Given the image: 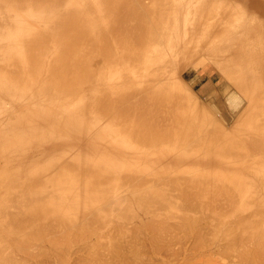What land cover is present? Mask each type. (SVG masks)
<instances>
[{
	"label": "bare ground",
	"instance_id": "obj_1",
	"mask_svg": "<svg viewBox=\"0 0 264 264\" xmlns=\"http://www.w3.org/2000/svg\"><path fill=\"white\" fill-rule=\"evenodd\" d=\"M263 194L264 0H0V264H264Z\"/></svg>",
	"mask_w": 264,
	"mask_h": 264
},
{
	"label": "rangeland",
	"instance_id": "obj_2",
	"mask_svg": "<svg viewBox=\"0 0 264 264\" xmlns=\"http://www.w3.org/2000/svg\"><path fill=\"white\" fill-rule=\"evenodd\" d=\"M227 21H229V20H227ZM204 72H205V71H204ZM212 72H213V71H212ZM210 73H211V72H210ZM210 73H209V74H210ZM202 74H203V73H202ZM203 75H205V74H203ZM217 77H218V78H217ZM213 78H214V79H212V80L209 79V80H210V81H209L208 79H205V78H202V77L199 76V77L196 79V81H190V80H188V79H185V82L187 83L188 88L190 87L189 89L191 90V91H190L191 93H192L193 90H194L195 93L193 92L192 94H194V95H196V96H198V97L200 98V101L202 102L203 106H205V105L207 104V105L205 106V107H207L208 104L210 103V107L212 106V108L210 109V107H209V108H207V110L209 109V112H210V110L213 111V112H214L213 114H216V113H217V114H216V117H217V115H219L221 112L223 113L224 111H226V110L228 109V105H227V102H226V99H227V96H228V95L225 96V94L223 93L224 90H225V88L227 87V84H226L227 81L224 79V81H225L226 83H225V82L223 83L224 85L221 86V90H220V92L223 91L222 94H221L222 97H220V95H218L217 98H216V102H215V101H213L212 99H207V98H206L207 96H209V95L211 94V93L209 94V92H213V91L216 90V89H215V83H216V81L219 80V76H218V75H215ZM187 80H188V81H187ZM198 80H199V81H198ZM207 80H208V81H207ZM203 83H209V86H210V87H208V89H209L210 91L208 90V93H206L205 95L202 94V93H199V92L197 91V88L201 87ZM187 85H186V86H187ZM191 88H192V89H191ZM222 88H223V89H222ZM224 96H225V97H224ZM223 97H224V98H223ZM202 98H203V99H202ZM204 98H205V99H204ZM225 98H226V99H225ZM224 99H225V101H224ZM202 100H205V101L203 102ZM210 101H211L213 104H212ZM222 102H223V103H222ZM204 103H205V104H204ZM211 104H212V105H211ZM223 104H224V105H223ZM214 105L216 106V108H215ZM225 105H226V106H225ZM226 107H227V109H226ZM218 110H219V111H218ZM215 112H216V113H215ZM242 156H243V155H242ZM232 158H233V157H232ZM234 158H235V157H234ZM240 158H242V157H240ZM240 158L238 157V159H240ZM235 159H236V161H237V158H235ZM226 160H229V159H226ZM230 160H231V159H230ZM232 161H234V160H232ZM234 162H235V161H234ZM210 166H212V164H211ZM176 173H177V174H176ZM175 174L178 175V172H175ZM180 174L182 175V173H180ZM163 175H164V174H163ZM171 175H173V174H171ZM263 195H264V194H263ZM263 195H258L257 197H258L259 199H258L257 197H255L254 201H256V199H257L256 202L259 203V202H260L259 200H261V199L264 198ZM253 196H254V195H253ZM261 196H263V198H262ZM237 197H238V198H237ZM237 197L235 198V200L237 199V202H236L237 204H236V205L234 204V207L236 206V207L239 208V207H241L242 204L239 203V201L241 200V199L239 198V195H238ZM260 198H261V199H260ZM247 199H249V198H247ZM247 199H246V200H247ZM249 200L252 201V200H253V197H251V199H249ZM237 205H238V206H237ZM248 206H249V205H247V207H248ZM226 208H228V207H226ZM229 208H230V207H229ZM248 208H249V207H248ZM224 209H225V208H224ZM225 211H226V210H225ZM258 218H259V216H258ZM260 218L262 219V217H260ZM260 218H259V219H260ZM260 222H261V221H260ZM262 222H264V218H263ZM148 238H149V237H148ZM148 240H149V239H148ZM148 240H147V238L145 237V239H144L145 247H149V250H150V248H152V249L154 250L153 247H155V246H154L153 243H151L150 240H149V242L153 245V247H151V245H150V243L148 242ZM147 243H149V244H148L149 246H146ZM144 244H143V245H144ZM145 247H144V248H145ZM152 249L150 250V254H151L152 252H154V251H152ZM147 251H148V248H147ZM148 252H149V251H148ZM108 253H109L108 255H109V257H110V256H111V255H110V252L108 251ZM163 255H164V254H163ZM163 255H162V254L159 255V257H158L157 255H154V258H157V257H158V259H161V258L163 257ZM112 256H113V255H112ZM112 256H111V258H112ZM161 256H162V257H161ZM164 256H165V255H164ZM109 257H106V258H108L107 260H110ZM263 257H264V256H263ZM113 259H114V258H113ZM113 259H112V260H113ZM131 259H132V258H130V260H131ZM162 259H165V258L163 257ZM166 259H167V257H166ZM221 259H222V258H221ZM185 260H186V259H185ZM194 260H197V259H194ZM198 260H199V259H198ZM215 260L217 261V258H216ZM219 260H220V259L218 258L217 263H213V261H212V264H218ZM261 260H262V258H261ZM131 261H132V260H131ZM133 261H134V260H133ZM200 261H201V260H200ZM202 261H203V260H202ZM222 261H223V262H227V259L224 258ZM115 262H116V264H117V262H119V261L116 260ZM178 262H179V264H186V263H184L185 261H178ZM181 262H182V263H181ZM186 262H187V261H186ZM191 262H192V261H191ZM193 262H194V261H193ZM193 262L190 263V262L188 261L189 264H199V262H198V263H193ZM196 262H197V261H196ZM207 262H209V261H207ZM228 262H229V261H228ZM228 262H227V263H228ZM113 263H114V262H113ZM113 263H112V264H113ZM174 263L176 264L177 261H176V262L174 261ZM188 263H187V264H188ZM220 263H221V261L219 262V264H220ZM263 263H264V262H263ZM118 264H121V262H119ZM155 264H157V263H155ZM172 264H173V263H172ZM177 264H178V263H177ZM201 264H207V263H206V261H205L204 263L201 262ZM210 264H211V263H210ZM221 264H223V263H221ZM224 264H226V263H224ZM261 264H262V262H261Z\"/></svg>",
	"mask_w": 264,
	"mask_h": 264
}]
</instances>
